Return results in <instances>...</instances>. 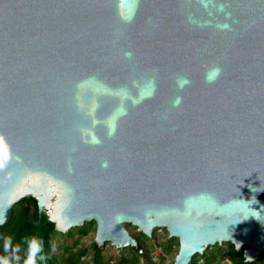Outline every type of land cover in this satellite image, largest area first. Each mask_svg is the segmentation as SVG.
<instances>
[{
	"label": "water",
	"instance_id": "water-1",
	"mask_svg": "<svg viewBox=\"0 0 264 264\" xmlns=\"http://www.w3.org/2000/svg\"><path fill=\"white\" fill-rule=\"evenodd\" d=\"M28 197L42 243L45 213L140 254L127 224L166 229L173 264L256 260L264 0H0V226Z\"/></svg>",
	"mask_w": 264,
	"mask_h": 264
},
{
	"label": "trees",
	"instance_id": "trees-1",
	"mask_svg": "<svg viewBox=\"0 0 264 264\" xmlns=\"http://www.w3.org/2000/svg\"><path fill=\"white\" fill-rule=\"evenodd\" d=\"M37 201L33 197L23 198L12 207L11 218L4 226H0V254H3V237L11 236L13 243L21 244L22 264L28 237L36 236L40 239L37 227ZM132 227L127 224V229ZM96 229L94 221L86 222L81 227H75L68 233L58 232L55 224L52 223L44 213L41 220L40 232L43 236V246L45 249V264H162L163 255L170 253L173 248H179L177 238L169 237L166 229H155L150 237L141 231L137 237L133 236L142 253L135 249L111 247L115 253L104 252V247H97L92 243L90 249L81 248L80 239L84 237L90 229ZM160 231H164L162 239L157 237ZM78 235L79 238H76ZM64 240L59 243V240ZM70 241V242H69ZM159 246L161 251L153 259L150 257V248ZM90 252H89V251ZM236 251L231 243H224L221 246H209L203 254L195 255L189 264H264V252L254 261L247 262L243 256V251ZM88 252L90 256L87 257ZM151 258V259H150ZM43 264V262H41Z\"/></svg>",
	"mask_w": 264,
	"mask_h": 264
},
{
	"label": "clouds",
	"instance_id": "clouds-1",
	"mask_svg": "<svg viewBox=\"0 0 264 264\" xmlns=\"http://www.w3.org/2000/svg\"><path fill=\"white\" fill-rule=\"evenodd\" d=\"M3 254H0V264H20L21 262V244L13 243L11 236L3 237ZM26 244V251L22 264H41L45 260L44 248L42 241L36 237L31 236L24 242Z\"/></svg>",
	"mask_w": 264,
	"mask_h": 264
},
{
	"label": "rangeland",
	"instance_id": "rangeland-1",
	"mask_svg": "<svg viewBox=\"0 0 264 264\" xmlns=\"http://www.w3.org/2000/svg\"><path fill=\"white\" fill-rule=\"evenodd\" d=\"M132 226V225H131ZM139 229L132 226L129 228V232L132 236H135L137 237L138 234H139ZM95 234H96V229L93 228V229H90L89 232L84 236V237H81L80 239V246L81 248H87V249H90V246L92 243H94V239H95ZM165 236V233L164 231H160L157 235V237L159 239H162L164 238ZM76 238H79L78 235L76 236ZM64 240L61 239V241L59 240V243H62ZM70 242V241H69ZM224 244V243H223ZM222 244V245H223ZM105 245H107L104 249V252H109V253H115L111 247H113L110 243H106ZM104 245V246H105ZM103 246V247H104ZM178 250L179 248H173V250L168 253V254H165L163 255V260H162V264H173L174 263V260H175V257L177 256L178 254ZM89 251V250H88ZM161 251L160 247L159 246H156L155 248H150V257L151 258H155L157 253H159ZM90 252V251H89ZM88 252V255L87 257L90 256V253ZM150 258V259H151Z\"/></svg>",
	"mask_w": 264,
	"mask_h": 264
}]
</instances>
